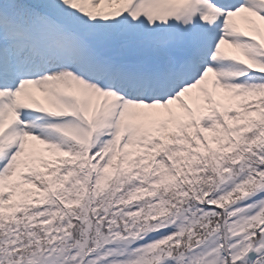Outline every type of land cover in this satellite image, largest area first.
<instances>
[{"label": "snow or ice", "instance_id": "snow-or-ice-1", "mask_svg": "<svg viewBox=\"0 0 264 264\" xmlns=\"http://www.w3.org/2000/svg\"><path fill=\"white\" fill-rule=\"evenodd\" d=\"M0 264H264V0H0Z\"/></svg>", "mask_w": 264, "mask_h": 264}]
</instances>
